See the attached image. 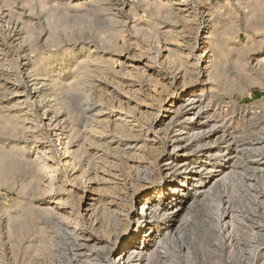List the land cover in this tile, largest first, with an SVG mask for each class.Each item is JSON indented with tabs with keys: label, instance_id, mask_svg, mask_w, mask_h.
Returning <instances> with one entry per match:
<instances>
[{
	"label": "bare ground",
	"instance_id": "bare-ground-1",
	"mask_svg": "<svg viewBox=\"0 0 264 264\" xmlns=\"http://www.w3.org/2000/svg\"><path fill=\"white\" fill-rule=\"evenodd\" d=\"M102 1L86 0L84 7L90 11ZM150 1L148 9L142 6L154 20L136 31L159 36V51H122L116 59L134 72L128 83L137 92L144 88L146 100L123 98L120 88L117 106L73 96L91 92L96 71L116 73L112 56L93 43L67 47L45 65L44 82L37 65L42 57L35 64L24 55L25 70L35 76L28 97L20 101L17 90L16 100L0 102V184L26 177L19 187L26 203L3 209L12 210L4 225L14 264H264V248H258L264 241V95L259 106L248 107L225 103L218 91L264 90L261 1L240 13L198 0L207 30L198 29L195 38L188 24L199 15L189 0ZM178 16L180 27L173 24ZM240 32L247 41L235 38ZM26 33L35 39V28ZM103 33L102 42L118 46L117 34ZM176 35L181 43L173 41ZM4 56L9 65L17 60ZM29 100L44 108L55 146L40 142L30 107L12 113L4 104L21 107ZM23 243L27 255L18 262ZM4 244L0 240V264H8Z\"/></svg>",
	"mask_w": 264,
	"mask_h": 264
},
{
	"label": "rangeland",
	"instance_id": "rangeland-1",
	"mask_svg": "<svg viewBox=\"0 0 264 264\" xmlns=\"http://www.w3.org/2000/svg\"><path fill=\"white\" fill-rule=\"evenodd\" d=\"M125 1H126V3H125ZM205 1L207 4L213 1L212 3H210V5L216 6L220 2L219 5L224 4L223 6H226V7L227 6L230 8L235 7L234 9H236V8L238 9V10L236 9L237 12H240V11L242 12L245 8H249L252 5V3L254 2V0L253 1L252 0L251 1H249V0L248 1L247 0H205ZM205 1H204V3H205ZM27 2H28V4H27ZM85 2H86V0H57V1L56 0H27V1L26 0L25 1L24 0H0V85L1 84L6 85V86H0V102H6V101L11 102L10 99L12 100V98H13V100H16L15 97H16L18 91H19L18 94L24 95L20 98V101H22V100H24V98L28 97V92L30 90L29 85L31 84L30 80L35 78V76H34V73L32 74V73H29L25 70V68H24V65H25L24 55H27L29 60L31 58V62H33V63L35 60V64H36V59H37L38 54L40 57H42V59L40 58L41 60L39 62H37V65H39L40 67H42L44 69L42 72V75L40 77L42 80L43 75L47 73V68L45 67V65L47 63L56 62L59 58V55H62L63 53L66 52L67 47L68 48L71 47L70 49H74V50L77 49L78 47L81 46L79 44H82V41H85L87 43L88 42L93 43V45H96V46L98 45L99 46L98 50H100V49L104 50V51L107 50L108 54H110L114 60L113 61L114 63H111V67L113 68L114 71H116V73L115 72H104V71H102L103 73H101V71H98V73H97V71H96L97 75H96V73L95 74L93 73V75H95V76H93V81L95 82L96 79L103 81L105 83L104 85H102L103 88L100 89L99 86L97 87L98 89L95 88L93 85L94 82H92V84H90V86L92 87V89L90 90L91 92L88 91L90 94L87 92V94H89V96L87 94H85V92H81V93L78 92L76 95H73V96H77L78 98H80L82 100H86V98L88 100L90 98L92 101L97 102V103H99V102L103 103V105H106L107 107H111L112 105L114 106V104H116L115 106H117V104H119L118 102H119V99L121 96V94L119 95V93H118L119 88H120V90L122 91V97L123 98H125V95L128 94V96H131L137 100H138V98H139V100H143V99L146 100V98L144 96V88L140 87V89H138V92H139L138 93L136 91V88L135 87L132 88V86L129 85V83H128V81H130L131 78L132 79L135 78L134 72L133 73L131 72L130 74L127 73L130 71H128L127 69H126L127 70L126 71L125 67H123L124 64L120 63L116 59L118 58V53H120L122 51L134 50V51H137V53L143 54L144 56H147V55H150V53L153 54L156 51H159V45H157L159 43V41L161 42V39L159 38V36L148 35V37H147L146 35L141 34V32L136 31L137 27L140 26V24H143L145 19L154 20L149 16L150 15L149 12L144 10L145 7L142 6V5H146V7L148 9V7H149L148 5L152 1L148 0L147 1L148 4H145V2L143 3L142 0H105V1L103 0L100 5H93L95 8L93 10H90V11H87L86 8L84 7V6H86ZM189 2H191L190 6L192 8L194 7L195 10H198V11H196V13H197V15H199L196 17V19H194V21H192L193 23L190 22L188 24V26L190 25V27H188V28L190 30L192 29L190 31V36H191V38H195L194 36H196L195 34H197L196 32L198 31V29H203V31L207 30V28H201L205 25L204 24L205 23V19H204L205 15L201 13V9H200L201 4L199 3L198 0H189ZM250 2H252V3L250 4ZM259 2H260V3H258L259 7L262 6L261 8L264 9V0H259ZM242 3H244V5ZM45 4H46V6H45ZM62 8H63V10H62ZM239 8H244V9L240 10ZM263 9H262L263 14L259 13L257 16L259 19L264 18V16H263L264 10ZM52 10H53V12H52ZM94 10H95V12H94ZM132 11H133V13H132ZM80 12L81 13L84 12L86 15L84 13L82 15ZM97 12H99V13H97ZM54 13H55V15H54ZM88 13H90V14H88ZM115 14H117V15L113 16ZM137 15H138V17H137ZM260 15H262V16L260 17ZM49 16H50V18H49ZM132 16H134V17L132 18ZM96 17H98L99 19H96ZM127 17H128V19H127ZM135 17H137V18H135ZM84 18H86V19L88 18L89 20H91L90 23H88V21L85 20ZM138 18L140 20H138ZM120 19L122 21H120ZM125 19H127V20H125ZM81 20L84 21L82 26H81ZM101 20H104V21H101ZM178 20L181 22H179ZM100 21H101V23H100ZM96 22H97L98 26H97ZM102 22L105 24H103ZM121 22H123V24ZM135 22L137 25L135 24ZM130 23L135 24V26L133 25L134 28L131 26ZM174 23L178 27H180V25L183 24V20L181 18H179V16H178L175 19V21L173 22V24ZM100 24H102V26ZM129 24H130V26H129ZM170 24L172 25V23H170ZM34 28L36 30L35 39L33 40V39L25 38L24 35L27 34L26 33L27 30L28 29H34ZM81 28L83 31L79 32V30ZM96 28H99L100 30L102 28V30L100 31L99 29H96ZM108 28H110V30ZM60 30H61V32H60ZM97 30H99L98 34H97ZM103 31H105L104 32L105 34L103 33ZM192 31H194V32H192ZM101 32L105 35V36H103V34H102L103 37L111 36L112 33L117 34L115 37L113 36V38H114V41L117 43L118 46L114 47V46H110L109 44L106 45L105 42H102V39H101L102 37L99 39ZM117 32H119L120 34H118ZM200 33L201 32H199V34ZM137 34H138V36H137ZM46 36H47V38H46ZM97 36H98V39L96 38ZM176 36L178 38L174 36L173 41H176V43H181L183 41V38L180 35H176ZM127 37L128 38L130 37V38L128 39ZM145 37H146V39H145ZM198 37L200 38L201 35ZM83 38H85L86 40H84ZM235 38L238 39L240 42L247 41V38L243 32H240V35L236 36ZM54 39L56 40L55 42L53 41ZM123 39H125V40H123ZM13 40H15V41H13ZM96 40H98V41H96ZM128 40L131 42V45H130V42ZM123 41H124V43H123ZM19 43H20V45L18 48ZM128 43H129V45H128ZM73 46H75V47H73ZM128 46L130 47V49ZM108 49H110V50L108 51ZM1 50H3V51H1ZM6 52L10 54V57L12 55L14 57V59L17 58V60L13 63H10V65L7 64V62L5 63V59H4L5 56L4 55ZM2 60L4 62H2ZM121 64H122V67H121ZM9 74H10V76H9ZM30 74H32V76ZM125 74L128 77H126ZM119 75H123V77L121 76V78H120ZM13 76H15V77H13ZM62 77H60V79ZM6 78H7V82H5ZM44 80L45 79L43 78L42 82H44ZM3 82H5V83H3ZM17 85H18V87H17ZM7 86H8L9 90L7 89ZM251 89H252V91L250 92L251 94L248 92L242 94L238 90H230V89L229 90L228 89L222 90V87L219 88L218 91L220 93L221 98L224 99L225 103H227V102L230 103L231 101L236 100L238 102V104L242 103V105H244V106H248V107H253L254 105L259 106L258 101L263 97L264 90L261 89L259 86L252 87ZM13 90H14V92H13ZM99 91H101V92H99ZM21 92H23V93H21ZM84 96H86V97L84 98ZM113 98H114V100H113ZM147 100L150 101L151 99H147ZM113 102H114V104H113ZM4 104H8L6 106V108L9 109L10 111H12V113H13V111L15 112L17 109H22L24 111H29L31 109L30 110V112H32L31 114L35 116V117L34 116L33 117H34L35 121L37 122V124H39V125H37L38 126L37 129L39 131V137H41V139H42V140H40V142L41 143H49L50 142L54 146L56 145V143L52 139L53 133H54L53 130L44 124V121L42 118L44 108L41 107L39 105V103L38 104L33 103L32 101L29 100V102H26V103L21 102V104H20L21 107H19V104L18 105H12L14 103H4ZM124 104H126V103H124ZM22 105H24V106H22ZM25 106L28 108L26 109ZM29 107H30V109H29ZM39 128H41V129H39ZM111 130L113 132V125H109L108 133H111ZM40 132L41 133L43 132V133L41 134ZM25 179H26V177L24 174H21V175L19 174V176H17V179H16V181H17L16 184L15 183H14V185L0 184V208H1L0 209V232H1L0 240L2 243L6 244V245L4 244L5 245V247H4L5 251L4 252H5V256L8 258V259L6 258L8 264H14L15 258L11 257L12 254L9 253L10 250H8V246H10V243L8 242V237H7L8 226L6 227L5 225L8 223V220H9L8 218H10V217H8L7 215L17 205L20 207L17 206L16 209L21 208L23 206V204L26 203L25 200L27 201V196H24L25 193L22 192L19 188V187H21V183L23 181H25ZM20 180H21V182H20ZM17 199H20V200H17ZM16 200L19 203H17ZM21 200H23L24 202H22ZM21 202H22V204H21ZM15 203L17 204L16 206H15ZM4 205H7L8 208L10 206V208L12 210L9 209L10 210V211H8L9 213H6L5 211H3V209L7 206L4 207ZM16 209H14V210H16ZM197 215H198L197 216L198 218L199 217L202 218V216L200 214H197ZM9 216H10V214H9ZM193 224L196 225V222L194 220H192V225ZM12 240H13V242H15L14 239H12ZM6 242L9 244H7ZM24 243L22 244V249H20L21 252L19 255L18 262H21L22 261L21 258L24 259V258H26V255H27V253L26 254L24 253V251H25L24 250V247H25ZM258 248H260V249L264 248V241L260 242V245L258 246Z\"/></svg>",
	"mask_w": 264,
	"mask_h": 264
}]
</instances>
